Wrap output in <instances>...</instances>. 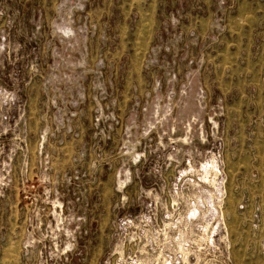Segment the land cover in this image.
I'll return each mask as SVG.
<instances>
[{"label":"rangeland","instance_id":"obj_1","mask_svg":"<svg viewBox=\"0 0 264 264\" xmlns=\"http://www.w3.org/2000/svg\"><path fill=\"white\" fill-rule=\"evenodd\" d=\"M0 264H264V0H0Z\"/></svg>","mask_w":264,"mask_h":264}]
</instances>
